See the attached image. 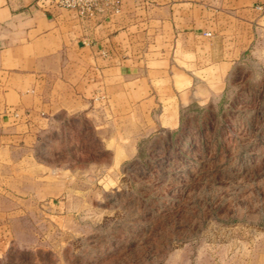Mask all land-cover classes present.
I'll list each match as a JSON object with an SVG mask.
<instances>
[{"label":"rangeland","instance_id":"1","mask_svg":"<svg viewBox=\"0 0 264 264\" xmlns=\"http://www.w3.org/2000/svg\"><path fill=\"white\" fill-rule=\"evenodd\" d=\"M260 22L244 59L221 65L218 50L217 64L184 67L173 84L178 99L159 90L165 111L147 119L176 118L178 128L136 130L123 104L103 116L104 146L76 119L46 135L41 193L19 196L0 264H183V251L191 264H264Z\"/></svg>","mask_w":264,"mask_h":264},{"label":"crops","instance_id":"2","mask_svg":"<svg viewBox=\"0 0 264 264\" xmlns=\"http://www.w3.org/2000/svg\"><path fill=\"white\" fill-rule=\"evenodd\" d=\"M263 18L264 0H110L90 17L41 0H0V263L11 215L25 202L19 196L41 193L46 135L76 119L89 122L104 146L103 116L124 106L136 130L178 128L176 118L147 117L160 107L163 114V97L179 98L173 86L186 65L217 64L218 50L226 56L221 65L244 59L257 47L251 33ZM159 90L171 94L161 98ZM65 155L68 172L73 159ZM179 254L191 264L186 251Z\"/></svg>","mask_w":264,"mask_h":264},{"label":"built area","instance_id":"3","mask_svg":"<svg viewBox=\"0 0 264 264\" xmlns=\"http://www.w3.org/2000/svg\"><path fill=\"white\" fill-rule=\"evenodd\" d=\"M41 2L49 8L76 11L81 16L90 17L101 12L103 5L110 3V0H41Z\"/></svg>","mask_w":264,"mask_h":264}]
</instances>
